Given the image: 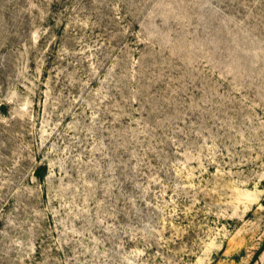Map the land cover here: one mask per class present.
I'll list each match as a JSON object with an SVG mask.
<instances>
[{
    "label": "rangeland",
    "instance_id": "374dc122",
    "mask_svg": "<svg viewBox=\"0 0 264 264\" xmlns=\"http://www.w3.org/2000/svg\"><path fill=\"white\" fill-rule=\"evenodd\" d=\"M0 264H264V0H0Z\"/></svg>",
    "mask_w": 264,
    "mask_h": 264
}]
</instances>
